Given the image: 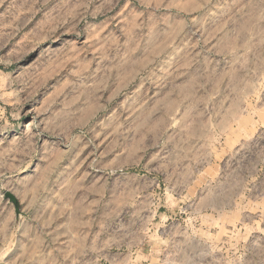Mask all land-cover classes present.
Returning a JSON list of instances; mask_svg holds the SVG:
<instances>
[{
    "label": "rangeland",
    "instance_id": "obj_1",
    "mask_svg": "<svg viewBox=\"0 0 264 264\" xmlns=\"http://www.w3.org/2000/svg\"><path fill=\"white\" fill-rule=\"evenodd\" d=\"M0 264H264V0H0Z\"/></svg>",
    "mask_w": 264,
    "mask_h": 264
},
{
    "label": "water",
    "instance_id": "obj_2",
    "mask_svg": "<svg viewBox=\"0 0 264 264\" xmlns=\"http://www.w3.org/2000/svg\"><path fill=\"white\" fill-rule=\"evenodd\" d=\"M4 195L6 198L10 199V201H12L14 204L17 203L16 198L12 194H10L9 192H6Z\"/></svg>",
    "mask_w": 264,
    "mask_h": 264
}]
</instances>
